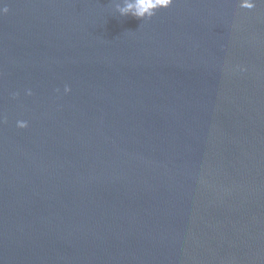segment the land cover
<instances>
[{
  "label": "water",
  "instance_id": "1",
  "mask_svg": "<svg viewBox=\"0 0 264 264\" xmlns=\"http://www.w3.org/2000/svg\"><path fill=\"white\" fill-rule=\"evenodd\" d=\"M132 2L0 0V264H264V0Z\"/></svg>",
  "mask_w": 264,
  "mask_h": 264
},
{
  "label": "clouds",
  "instance_id": "2",
  "mask_svg": "<svg viewBox=\"0 0 264 264\" xmlns=\"http://www.w3.org/2000/svg\"><path fill=\"white\" fill-rule=\"evenodd\" d=\"M173 3V0H134L132 3H126L123 7H119L120 13H131L135 17L150 18L155 14L157 9L167 8ZM238 5L243 9H252L255 6V0H238ZM7 7L0 9V12H7ZM243 70V69H241ZM58 91V90H57ZM67 93L69 88L67 85L64 87ZM29 94H31L29 92ZM15 95V93L13 94ZM27 126V121L18 120L17 127L24 128Z\"/></svg>",
  "mask_w": 264,
  "mask_h": 264
}]
</instances>
